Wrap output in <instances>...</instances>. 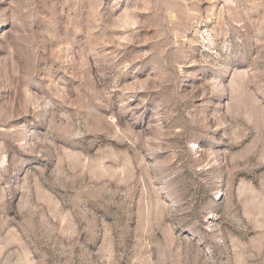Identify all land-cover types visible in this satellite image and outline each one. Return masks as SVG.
<instances>
[{"label": "rangeland", "instance_id": "1", "mask_svg": "<svg viewBox=\"0 0 264 264\" xmlns=\"http://www.w3.org/2000/svg\"><path fill=\"white\" fill-rule=\"evenodd\" d=\"M0 264H264V0H0Z\"/></svg>", "mask_w": 264, "mask_h": 264}]
</instances>
